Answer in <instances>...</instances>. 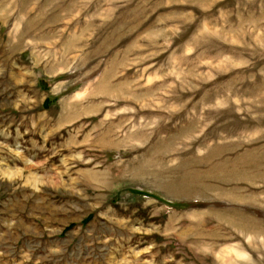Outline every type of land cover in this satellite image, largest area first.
I'll use <instances>...</instances> for the list:
<instances>
[{
	"label": "rangeland",
	"instance_id": "374dc122",
	"mask_svg": "<svg viewBox=\"0 0 264 264\" xmlns=\"http://www.w3.org/2000/svg\"><path fill=\"white\" fill-rule=\"evenodd\" d=\"M0 264H264V0H0Z\"/></svg>",
	"mask_w": 264,
	"mask_h": 264
}]
</instances>
